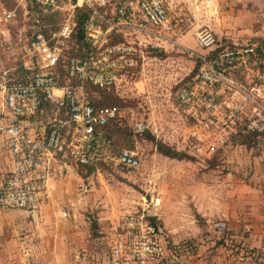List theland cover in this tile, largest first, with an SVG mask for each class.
Returning a JSON list of instances; mask_svg holds the SVG:
<instances>
[{"label": "built area", "instance_id": "1", "mask_svg": "<svg viewBox=\"0 0 264 264\" xmlns=\"http://www.w3.org/2000/svg\"><path fill=\"white\" fill-rule=\"evenodd\" d=\"M31 1L57 24H46L37 15L20 70H0V93L11 118L0 121V152L9 153L14 161L13 170L0 171V212L36 217L51 200L54 161L95 169L101 162L141 168L138 153L115 150L105 131L124 118V109L96 107L89 88L118 91L130 86L137 61L144 67L154 51L169 52L177 41L165 0ZM81 8L89 15L78 42L75 14ZM15 18V11H6L0 0V21ZM196 43L199 51L181 50L197 68L176 93L180 106L192 110L200 90L204 96L206 116L200 125L202 135L195 138L196 153L212 155L247 132L256 138L264 160V59L258 45L237 43L209 29L197 33ZM130 112L132 135L149 132V124ZM43 114H48L49 122L42 133L23 122ZM214 227L220 235L228 228L222 220ZM114 231L108 244L113 264H164L166 231L144 210L122 215Z\"/></svg>", "mask_w": 264, "mask_h": 264}, {"label": "rangeland", "instance_id": "2", "mask_svg": "<svg viewBox=\"0 0 264 264\" xmlns=\"http://www.w3.org/2000/svg\"><path fill=\"white\" fill-rule=\"evenodd\" d=\"M2 4L6 11L16 13L13 21L0 23L11 29L15 44H18V59L14 64L19 71L29 53L38 14L31 0H2ZM49 22L52 26L57 24L55 19ZM179 27L180 34H186L187 29L182 25ZM196 68V63L187 54L175 51L166 52L163 58L151 55L144 67L137 61L132 84L109 92L124 104L120 108L125 111L124 118L116 122L123 133L115 143V150L133 146L130 150L138 153L141 168L128 170L113 163L104 164L84 178L85 171L81 174L80 166L73 163L75 172L67 177L68 192L54 198L51 213L41 214L36 221V217L23 212H0V264H48L56 258L61 264H93L90 262L98 259L110 263L109 239L111 243L116 234L114 228L122 215L144 210L151 219L162 223L160 215L170 199L163 203L161 196H169L173 170L167 163H204L206 167L254 163L262 155L260 148H244L235 137L212 155L205 151L203 156L196 153L195 138L202 135L200 125L206 116L204 96L200 90V95L194 98V110L181 107L176 99L178 89L195 76ZM89 98L92 103L106 101L104 107L112 104L102 96L99 88L90 87ZM130 111L149 124V132L157 140L188 154L192 160L165 158L157 153L145 135L134 137ZM161 167L167 170L163 175ZM94 219H99L96 238L90 230Z\"/></svg>", "mask_w": 264, "mask_h": 264}, {"label": "crops", "instance_id": "3", "mask_svg": "<svg viewBox=\"0 0 264 264\" xmlns=\"http://www.w3.org/2000/svg\"><path fill=\"white\" fill-rule=\"evenodd\" d=\"M165 1L178 27L174 33L177 46L168 47L170 51L178 54L183 49L199 51L196 35L202 29L237 43L257 44L258 40H264V0ZM180 25L187 29L186 34H180ZM17 45L11 29L0 23V69L13 71L17 68L14 64L18 59ZM44 107L47 111V105ZM47 115L23 122L42 133L49 122ZM10 120L0 93V121ZM69 162H53L54 174L49 181L51 200L36 216V221L41 214L51 213L56 196L68 192V175L75 172L73 162ZM167 165L173 167L171 189L169 198L161 196V202L170 199V203L160 215L162 223L157 221L166 231L164 264H264L263 155L254 163H234L230 167L225 163L214 167L198 163L201 168L194 163ZM13 169L12 156L0 152V171ZM159 169L161 175L167 171ZM220 220L227 223L224 235L218 234L214 227ZM49 263L61 264V261L56 258ZM90 263L113 264V261L98 259Z\"/></svg>", "mask_w": 264, "mask_h": 264}, {"label": "trees", "instance_id": "4", "mask_svg": "<svg viewBox=\"0 0 264 264\" xmlns=\"http://www.w3.org/2000/svg\"><path fill=\"white\" fill-rule=\"evenodd\" d=\"M33 5H34V10L37 12L39 18H41L43 22H45L46 24H49L50 23L49 21H51V19H55L53 16L43 14L41 10L39 9V7L36 6L34 3ZM88 15H89V12L84 8L76 10L75 19L77 23L76 31H77V41L78 42L81 41L82 34H83L82 26H83L85 19L88 17ZM257 42H258L257 43L258 55L264 59V40H258ZM152 56L163 58L166 56V53L154 51L152 53ZM99 91H101L102 96H105L106 100L107 99H109V101L111 100L112 104L107 107H119L120 108L124 105L123 103H121V101H117L118 99L114 98L113 95H111L109 91L104 90V89H99ZM105 103L106 101L99 100V101H95L93 104L96 107H104L102 105H104ZM105 131L107 135L112 139V143L115 148L116 147L115 143L118 140V137L123 133L122 129L118 126V124H116V122H112L105 128ZM145 137L150 143H152L155 146L157 153L162 155L165 158H168L171 160H178V161H191L192 160V157H190L188 154L178 151L172 148L171 146L167 145L166 143H163L162 141L157 140L150 132H147L145 134ZM234 137L237 139L238 138L240 139L238 143L241 146H246L247 148H254L257 146L256 138H254L252 135L248 134L247 132H240L238 135ZM132 147L133 146H129L130 149ZM100 165H104V164L101 162ZM95 170H96L95 168H88V167L80 166L81 174H84V171H85V174L83 175L84 178L91 175L93 171ZM151 221H153L154 223H157V221L154 219H151ZM90 230L92 231V236L94 238L98 237L97 235V232L99 230L98 220H95V219L91 220Z\"/></svg>", "mask_w": 264, "mask_h": 264}]
</instances>
